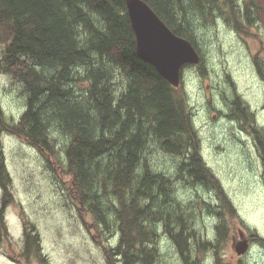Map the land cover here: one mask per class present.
I'll return each mask as SVG.
<instances>
[{"label": "trees", "instance_id": "1", "mask_svg": "<svg viewBox=\"0 0 264 264\" xmlns=\"http://www.w3.org/2000/svg\"><path fill=\"white\" fill-rule=\"evenodd\" d=\"M144 1L175 34L190 41L201 56L199 72L205 75L195 24L207 26L215 16L230 18L238 0L223 1L228 11L222 10L220 0ZM248 8L252 22L255 13ZM172 12L184 14L187 21L176 23ZM238 20L232 24L244 27ZM0 47L2 65L21 84L25 102L16 124H7L0 112V127L41 153L53 152L52 127L68 135L61 170L70 176L68 193L77 211L93 216L87 228L95 229L91 236L107 264H152L162 244L182 264H205L198 251L206 249L216 264L244 261L248 251L234 262L220 255L231 226L228 214L235 215V208L202 158L194 110L182 81L174 87L136 54L126 0H0ZM226 84L227 91L219 85L220 103L231 105L224 116L241 119L237 124L244 128L255 121L254 113L245 102L234 108L228 94L233 85L229 79ZM253 93L252 100L258 101L257 91ZM220 128L229 126L221 123ZM254 131L256 140L263 141V129L256 126ZM231 134L222 145L234 134L231 143L247 149L234 130ZM156 152L162 158L154 159ZM181 187L192 195L185 196ZM0 189V240L10 241L5 212L13 197L1 140ZM107 207L118 226L111 225ZM199 217L206 231L196 233ZM114 227L119 239L106 246L102 235ZM249 237L264 245L257 232L250 231ZM40 249L38 230L24 220L20 257L46 262Z\"/></svg>", "mask_w": 264, "mask_h": 264}, {"label": "rangeland", "instance_id": "2", "mask_svg": "<svg viewBox=\"0 0 264 264\" xmlns=\"http://www.w3.org/2000/svg\"><path fill=\"white\" fill-rule=\"evenodd\" d=\"M223 1L220 0L222 10H230L223 7ZM187 2L189 0L185 1ZM258 4L260 9H264L262 7L264 0H258ZM217 11L212 10L213 13ZM171 18L176 23L187 21L186 16L179 12L174 14L172 12ZM194 19L198 22L202 21L198 17ZM237 19L238 9L235 13L230 12L228 19H219L215 16L207 26L196 23V36L205 57L204 66L207 71L202 75L197 65H187L181 75L183 87L195 114L194 122L200 141V153L221 181L236 211L235 215L228 214V223H231V226L227 228L226 239L219 247L222 259L228 262H234L239 257L232 246L233 237L239 238L237 227H241L244 234L254 231L264 237V178L262 177L264 170L257 157L258 151L254 147L246 149L231 143L234 134L232 138H226L223 145L221 142L224 137L232 135V130L239 139L244 140L248 137L251 140L249 135L237 129L231 118L224 116V113H229L230 109L226 101L221 100V103L219 101V85L221 84L222 89L226 90V80L229 77L239 82L241 90L244 86L252 84L254 79V76H250V72L247 71L250 63L246 60V41L235 31L232 24ZM225 60L228 61V65ZM229 91L231 95V85ZM15 93L17 97L18 92ZM257 94L262 100L263 93L257 91ZM12 96L5 95L0 98L5 115L20 114L18 109L22 107L17 106L18 100L13 99ZM252 96L254 97L255 94L253 93ZM222 108L224 113L220 112ZM221 123H225L229 128L222 131ZM50 134L56 139L53 152L48 153L43 149L44 152L41 153L26 139L4 130L0 131L13 197L12 203L5 212L10 241L0 240V264H107L103 251L91 236L95 229L87 228L88 224L93 223V216L77 211L78 204L68 193L70 176L63 174L61 170V166L66 162L65 148L68 135L58 127L55 129L52 127ZM251 144L253 145L252 140ZM153 158L159 159L162 155L156 152ZM181 192L185 196L192 195L186 187H181ZM103 201L104 206L109 204L104 195ZM111 211L108 208L111 225L118 226V221ZM24 220L33 224L38 230L40 250L46 262L30 255L27 259L20 257L23 248ZM197 224L196 233L201 230L206 231L204 227L206 222L202 217L198 218ZM118 239L119 233L116 227L111 234L105 232L102 235V243L106 246L116 245ZM198 254L200 258L206 260L205 264H216L215 257L209 255V249L198 251ZM262 256H264V245L250 241L248 252L241 264H264ZM152 264L182 263L174 256L173 250H168L162 244L160 249H156Z\"/></svg>", "mask_w": 264, "mask_h": 264}, {"label": "flooded vegetation", "instance_id": "3", "mask_svg": "<svg viewBox=\"0 0 264 264\" xmlns=\"http://www.w3.org/2000/svg\"><path fill=\"white\" fill-rule=\"evenodd\" d=\"M238 22L244 24V27H240L239 25H235L234 29L235 31L246 41V60L250 63V68L247 70L250 72V76H254V84L248 85L246 87V90H241L239 82L235 78H228L233 85V92L230 96H232L235 107L238 108L241 104L243 105V102L246 103L248 109L254 113L255 121L253 123H248V126L241 128L237 123L241 122V119H235L232 120L235 122V125L237 129L251 137V140L253 142V145L251 144V140L246 137L244 140L239 139L240 141H243L245 143V147L253 148L256 147V150L258 151V154L260 156V163L262 165V168L264 170V157L261 155L262 150L264 149V140L259 142L256 140V134L254 133V128L260 127L263 129V135H264V21H263V13L264 9H260V5L258 4V0H238ZM249 4L248 8L250 11L254 12L255 15L253 16V21H249V19L246 16V6ZM264 7V5L262 6ZM183 24V22L181 23ZM2 49L0 47V98L4 97L5 95H13V99H17L18 103L17 106L22 107L20 110V114H6V123L10 124H16L23 112L25 111V102L24 96L22 94V91L20 89V83H16L11 79V77L6 72V67L2 65V56H1ZM225 63L228 65V61L225 60ZM227 79V80H228ZM221 87V84H220ZM17 97H16V93ZM227 91V90H226ZM254 91H259V93H263V99H259L258 101L252 100V94ZM230 94V92H228ZM228 104V109H231L230 103L226 102ZM234 105V104H233ZM233 108V106H232ZM0 112L5 114L4 108L2 104L0 103ZM221 113H224L223 108L220 109ZM226 114V113H224ZM0 127V131H2ZM5 131V130H4ZM203 158V157H202ZM204 160V159H203ZM211 169V168H210ZM215 175V174H214ZM216 176V175H215ZM217 177V176H216ZM264 178V175H262ZM218 182L224 192V194L229 198L228 194L226 193L221 181L217 177ZM230 199V198H229ZM235 237H233L234 239ZM214 264V263H213Z\"/></svg>", "mask_w": 264, "mask_h": 264}, {"label": "water", "instance_id": "4", "mask_svg": "<svg viewBox=\"0 0 264 264\" xmlns=\"http://www.w3.org/2000/svg\"><path fill=\"white\" fill-rule=\"evenodd\" d=\"M126 6L138 56L178 87L181 67L186 63L198 64V52L190 41L173 33L144 0H126ZM248 245L247 238L240 230L239 240L233 245L235 252L244 254Z\"/></svg>", "mask_w": 264, "mask_h": 264}]
</instances>
